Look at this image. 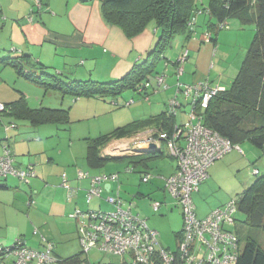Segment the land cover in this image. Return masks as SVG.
I'll use <instances>...</instances> for the list:
<instances>
[{"label":"rangeland","instance_id":"rangeland-1","mask_svg":"<svg viewBox=\"0 0 264 264\" xmlns=\"http://www.w3.org/2000/svg\"><path fill=\"white\" fill-rule=\"evenodd\" d=\"M203 18L202 16H200V18L198 16L200 24L196 29V37H201L202 43H207L206 35L208 32H206V26L203 25ZM156 30V26L152 24L146 28L143 36L132 39L127 37L133 56L132 58L135 60V63H142L147 58L148 53L155 48L160 36ZM254 35L255 31L252 26L245 27L244 30H242L236 22L231 24V30H222L218 32L217 47L213 52V56L210 58L206 69L207 73L202 76L203 81L201 82L209 81L211 85V82H213V84L222 83L227 87L231 86L232 81L230 80L232 75L234 71L239 70L245 54L253 41ZM122 41V39L118 38V44H120V42L122 44ZM10 48V45H7V41L3 36L2 39H0V60L16 58L18 56L16 54L19 53L12 52ZM173 50L176 49L174 48ZM186 51L189 52L187 48ZM171 52L172 51L168 52L167 58L173 57ZM181 53L182 51L180 54ZM3 55H7L8 57H3ZM187 62L182 66L184 72L181 75L178 74L177 67L174 66L173 63L166 67L163 60L157 66V72L163 74L166 70V75L168 76L167 84L169 87H175V84H177L179 80L184 90L186 85L193 84L190 82L194 81L195 83L198 76L196 71H194V73L190 71ZM37 63V60L32 61L31 71L37 73L38 76H42V72L51 75L57 73V71L51 69L42 71ZM2 66L3 64L0 63V87L4 83V85L7 84L10 89L14 91L17 90L19 94L18 98L22 97V94H24L28 105L32 109L47 108L69 111L71 123L67 126L48 125L37 127L36 129L31 127L29 124L30 122L28 123V121L24 119L11 117L3 118L0 125L4 128L15 125L19 128L17 131L22 134L20 140H29L30 136L25 134L26 127L30 129L29 131H38L45 140L42 141L40 147L45 145L49 147L54 154L61 155L62 153L59 159L60 164H69L68 167H72V169L81 167V169H84L83 171H87L92 175L119 174V180L111 183L115 193L112 195H116V191L120 186L125 204L132 205L133 213L145 219L149 228L159 233V241L163 248L175 251L178 245L177 234L183 229V209L179 205H176V202L165 189L166 179L171 176L173 160L167 156L150 159L148 161L149 167L146 170L152 178L149 183H143L141 181L140 172H143L145 167H140L136 172H128L127 170L131 169L130 166H133L128 160L108 161L100 168L89 167L86 158L88 146L84 140L85 138L94 139L100 135L111 133L117 128L136 121V119L148 118L144 115L145 109H147L155 99L159 102L162 101V104L163 102H167L168 96L164 97L161 95L169 90L166 91L164 88H159L161 95L157 93L151 96L150 102H146L143 98L132 92H125L118 99H113L111 97L98 100L77 99L69 95H63L55 90H47L44 86L29 82L25 78L19 76L15 69ZM133 66L134 64L131 69ZM77 70H79V68L75 65L72 67H64V69L60 70L65 77L64 82L70 83L73 80H89L88 77L82 75V73H77ZM129 71L124 73L120 79ZM99 76L100 72L98 71L91 80L100 83L112 82V80L105 81L107 77L101 78ZM152 82L156 86L154 79H152ZM171 95H175L173 91ZM179 100L185 102V107L182 111L178 112L177 122L179 124H184L189 120V114L191 112L190 104L192 103L193 97L189 98V101H185L184 98L180 96ZM131 101H133V103L130 105L125 104ZM162 107L164 108V105H162ZM82 118H84V120H81ZM69 128L70 131L68 130ZM147 131L148 130L141 131L120 139L113 138L105 145L104 153H111L113 157L126 155L133 143L148 136L145 135ZM240 147L243 154L238 151H233L226 155L224 157L225 159H222L223 161L220 160L216 162L219 163L220 167L217 170L218 173L216 172L215 176H209V178L200 185L199 191L194 193L193 201L196 206L198 219L206 218L215 209L225 206L232 199L239 198L258 178V176L254 175V169H258L261 174L264 173V151L257 149L248 142L241 144ZM40 150H42V148H39L37 152ZM137 151L144 153L140 150ZM38 154L40 155L41 153ZM227 158L229 161H226ZM74 159L76 161H74ZM59 162H57V164ZM58 166L56 167L63 168L62 174L59 173L61 184V177L64 172H66V168L62 165ZM210 173L211 169L209 170V174ZM2 181L4 180H0V183ZM86 185L88 186V183ZM136 193H139V196L133 198V194ZM107 196L108 194L104 193L102 199L95 198L90 204L86 203V195H81L77 200L73 199V206H69V209L63 212L64 215L60 220L46 211L35 210L37 208L35 202L32 208L35 210L34 216L27 215L29 212V210H27L24 211L26 220L18 221L15 219V216L13 220V215L11 214L7 220L3 221L4 207L0 206V246L9 247L17 240H21L29 248L41 250L44 246L43 238H45V240L53 244L54 255L60 259H66L81 254L82 249L78 225L77 222L69 216L74 212L76 207L84 212L98 209L111 211L113 207L104 201ZM154 202L162 203L161 210L158 213L153 210L152 204ZM229 229L239 236L241 240V251L244 250L247 242L250 240L256 241L264 249V230L249 226L246 223V217L244 215L238 213L236 215V224L229 227ZM39 245H41V248ZM83 258L91 264L123 263L121 257L106 255L97 250H91L88 255ZM126 261H130L129 256L126 257Z\"/></svg>","mask_w":264,"mask_h":264},{"label":"trees","instance_id":"trees-1","mask_svg":"<svg viewBox=\"0 0 264 264\" xmlns=\"http://www.w3.org/2000/svg\"><path fill=\"white\" fill-rule=\"evenodd\" d=\"M100 2L105 20L118 27L126 38L142 36L146 28L152 24L156 26V31L160 35L155 48L148 53L147 58L140 64H134L123 78L108 83L91 79L65 83L63 73L51 75L42 72V76H38L32 71L26 72L20 60L30 58L27 55L0 60V63L15 69L19 76L29 82L77 99L98 100L110 97L118 99L125 92H132L145 101L149 99L150 102L157 87L152 79L156 82V77L161 75L157 72V66L162 60L165 64L168 62L166 56L177 46L178 41L188 42L196 37V29L200 24L198 16L204 17L203 25L210 34L209 42H206L215 46L218 32L231 30L233 22L238 23L241 28L252 26L255 35L233 83L229 88L219 92L207 109L199 110V115L204 126L218 132L234 145L248 142L264 151V0H100ZM194 19L195 25L191 27L189 22H194ZM221 25L225 27L220 29ZM184 50L186 48L182 49V52ZM12 52L18 51L13 48ZM171 63L177 65L176 61ZM37 64L42 71L51 69L41 63ZM147 82L150 83L148 88L145 87ZM4 105L7 110L0 114V119L8 114L14 118L24 119L36 127L67 126L71 123L69 111L32 109L25 96ZM177 124V118L166 111L148 119L133 121L94 139L86 138L88 166L100 168L108 161L130 160L127 157L101 156V148L113 138L120 139L148 129L171 133ZM260 174L241 194L238 213L246 217L249 226L264 230V173ZM181 234L182 231L177 234V238L181 237ZM83 257L81 252L60 259V264H89ZM238 264H264V249L256 241H248Z\"/></svg>","mask_w":264,"mask_h":264},{"label":"built area","instance_id":"built-area-1","mask_svg":"<svg viewBox=\"0 0 264 264\" xmlns=\"http://www.w3.org/2000/svg\"><path fill=\"white\" fill-rule=\"evenodd\" d=\"M36 7H42L40 0H34ZM31 20V19H30ZM192 27L194 22L191 21ZM225 26L221 25L220 29ZM210 34L206 35L209 42ZM189 52L184 50L176 59L178 74L184 72L182 67L188 61ZM171 62L166 63V67ZM165 73L156 77L157 94L159 88L170 89ZM147 82L145 87L148 88ZM175 97L168 102V111L177 118L179 111L185 107V102L179 100L182 96L185 101L193 97L189 120L184 124H177L173 132L149 129L145 138L135 142L139 150L141 144L165 143L170 155L177 161V169L166 179L165 189L182 207L183 229L175 251L165 249L160 244L159 233L149 228L147 221L133 213V206L125 204L118 191L117 196H107L104 201L111 205V211L101 209L84 212L76 208L70 218L78 223L80 245L84 256L91 250H97L106 255L119 256L121 264H238L242 253L238 235L229 229L236 224L240 197L232 199L225 206L215 209L204 219H198L196 206L193 201L194 193L199 191L200 185L209 178V170L233 151L243 154L240 145H234L230 140L222 137L218 132L203 125L199 110L207 109L211 100L224 89L214 86L209 81L186 85L175 84ZM141 90V89H140ZM149 99H146V102ZM127 103L126 105H130ZM7 108L0 103V114ZM12 125L9 128H14ZM150 135V136H149ZM159 148V147H158ZM133 169H128L130 172ZM260 172L255 169L254 175ZM17 178L24 184L35 179L36 172L30 166L20 169L16 166V158L8 146L4 147L0 156V180ZM152 176H142L143 183H149ZM119 180V174L91 175L79 170L77 181H88L85 189L86 203L90 204L95 198L102 199L107 184ZM61 187L66 191L68 199L76 197L80 188L72 186L69 177L64 173L61 177ZM35 205L34 201L28 204ZM153 210L158 213L162 203L154 202ZM36 234V233H35ZM44 246L41 250L29 248L23 241L17 240L12 246H0V264H60V258L54 255V246L43 238ZM129 256L130 261H126ZM89 263V262H88ZM91 264V263H89Z\"/></svg>","mask_w":264,"mask_h":264},{"label":"crops","instance_id":"crops-1","mask_svg":"<svg viewBox=\"0 0 264 264\" xmlns=\"http://www.w3.org/2000/svg\"><path fill=\"white\" fill-rule=\"evenodd\" d=\"M40 1L42 7L39 9L36 7L34 0H0V39L4 36L7 45L11 47L10 49L15 48L18 51L17 57L25 55L30 57L20 60L26 72H31L32 61L37 60L38 63L57 71L59 74L62 73L60 70L64 69V67L75 65L79 68L77 73H82L88 79H93L95 73L99 71V77H107L105 81H115L129 71L133 64H136L132 58L129 41L124 33L118 27L109 24L105 20L100 0ZM241 29L244 30V28ZM118 38L123 40L122 44L121 42L118 44ZM200 38L196 37L188 42L178 41L175 47L176 50L171 52L173 57H168L169 61H176L182 49L187 48L190 52V58L187 62L189 69L193 73L194 71L198 73L195 83L203 81L202 76L207 73L208 63L217 47L213 43H202ZM3 57L8 56L3 55ZM2 67L5 66L3 65ZM237 73L238 70L234 71L230 80L232 83ZM190 83H194V81ZM211 83L224 90L230 87L222 83ZM6 85L3 83L0 87V103L10 104L18 101L21 98H18V91H14ZM168 90H166L167 92L163 91L166 93L162 95L160 91L158 92L161 96H168L167 102L162 104V101L159 102L156 99L152 101L144 111L146 117L151 118L168 111V102L175 97V95H171L172 91L173 94H176L177 89L172 87ZM22 96L25 95L22 94ZM162 105H164V108ZM11 117L8 114L3 115L0 123L3 118ZM81 120H84V118ZM30 125L37 129L36 126ZM26 128L25 134L30 136L28 141L26 139L20 140L22 134L17 131L19 128L8 129V127L4 128L0 125V155L3 154L4 147L8 146L16 158V166L20 169H27L31 166L37 176L29 184H24L13 177L0 183V206L4 207L3 221L7 220L11 214L13 215V220L14 216L18 221L26 220L24 211L27 210H29L27 215L30 216H34L35 210H40L46 211L60 220L64 215L63 212L69 209V206H73L74 200H69L66 191L61 187L59 173L63 171V168H57L56 166H64L66 168L64 173L68 175L72 186L80 188L74 198L76 200L81 195H85V189L89 186V182L83 181L79 183L77 181L78 171L84 169H81V167L72 169V167H68L69 164H60L59 159L62 153L61 155L54 154L45 145L40 147L42 141H45L42 134L38 133V131H29L30 129ZM68 130L70 131V128ZM39 148H42V150L37 152ZM104 150L105 146L101 148L102 157H113L111 153H104ZM127 152L126 155L115 156V158H130L129 161L133 164V166H130L133 169L130 172H136L140 167H145V170L140 172L141 181L143 175L149 174L146 169L149 167L148 161L150 159L167 156L173 160L171 175L177 169V161L170 155L165 143L160 142L155 149L144 153L138 152L135 143H133L131 149ZM38 153L41 154L39 155ZM154 153L157 154L155 155ZM227 160L229 161L228 158ZM74 161L76 160L74 159ZM57 162L59 163L57 164ZM219 168V163H216L211 168L209 176H215ZM87 183L88 186L86 185ZM108 185L105 187V193L108 196H117L119 191L122 197L120 186L116 191V195H112L114 193L113 186L112 184H110V187ZM138 196L139 193L133 194V198ZM30 201L36 202L37 208L35 210L32 209L33 206L30 207L28 205ZM39 247L41 248V245Z\"/></svg>","mask_w":264,"mask_h":264},{"label":"water","instance_id":"water-1","mask_svg":"<svg viewBox=\"0 0 264 264\" xmlns=\"http://www.w3.org/2000/svg\"><path fill=\"white\" fill-rule=\"evenodd\" d=\"M141 152H150L151 150L156 148L155 144H141L139 147ZM110 187V184L108 185Z\"/></svg>","mask_w":264,"mask_h":264}]
</instances>
